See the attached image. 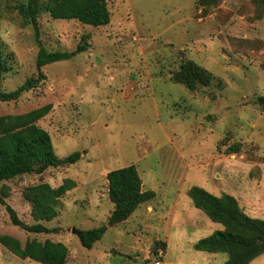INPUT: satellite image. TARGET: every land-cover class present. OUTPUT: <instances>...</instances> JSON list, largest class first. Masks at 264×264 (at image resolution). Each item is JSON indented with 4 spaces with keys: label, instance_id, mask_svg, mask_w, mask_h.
<instances>
[{
    "label": "rangeland",
    "instance_id": "1",
    "mask_svg": "<svg viewBox=\"0 0 264 264\" xmlns=\"http://www.w3.org/2000/svg\"><path fill=\"white\" fill-rule=\"evenodd\" d=\"M46 2L37 1L36 34L24 14L27 0H0V89L13 91L36 76L40 46L72 52L86 42L88 49L42 68L45 81L16 102L0 103V116L51 105L38 126L49 134L56 156L83 157L41 176L0 183L9 192L6 205L31 226L40 222L23 191L73 180L76 188L58 201V217L42 223L60 232L26 233L0 204V235L21 245L33 239L62 243L69 251L66 264L226 261L225 254L193 249L223 228L194 208L188 191L232 196L244 214L264 220V2L214 0L204 7L198 0H106L110 24L99 28L53 20ZM186 61L208 72L210 83H175ZM131 165L155 198L111 226L106 176ZM103 226L102 239L85 249L77 233ZM0 264L40 263L0 246ZM251 264H264V254Z\"/></svg>",
    "mask_w": 264,
    "mask_h": 264
},
{
    "label": "trees",
    "instance_id": "2",
    "mask_svg": "<svg viewBox=\"0 0 264 264\" xmlns=\"http://www.w3.org/2000/svg\"><path fill=\"white\" fill-rule=\"evenodd\" d=\"M37 1L27 0L24 11L36 34ZM260 2L263 3L264 0ZM213 3L214 0H198V4L204 7H209ZM44 11L53 20L77 21L94 28L110 24L106 0H47ZM87 49L86 42L79 44L72 52H48L40 46L36 58V76L27 79L13 91L6 92L0 89V103L18 101L24 93L37 88L45 81L42 68L53 63L69 61ZM4 71L5 66L0 53V82ZM173 81L190 87L194 84L208 85L211 75L194 63L186 61L181 65L180 72L173 77ZM259 103L264 108V98H261ZM51 109V105H45L22 115L0 116V183L25 175L41 176L48 169L72 166L82 159L83 153L80 152L63 159L56 156L49 134L38 126V122L46 117ZM106 178L108 197L114 205L109 222L114 225L127 222L141 205L155 198L153 191H143L142 180L133 165L111 171ZM74 188L76 183L71 179H65L57 188L47 183L27 187L23 191V197L32 205L33 219L40 222L31 226L22 222L16 212L6 205L4 198L8 197L9 192L5 187L0 189V204L6 207L14 227L30 234H57L60 229H49L42 223L52 222L58 217L56 209L58 201ZM188 197L195 209L202 212L212 223L223 228L198 240L193 246L195 251L227 255V260L221 264H251L264 254V220L253 219L244 214L235 198L225 194L215 197L198 187H192L188 191ZM106 231V226L79 231L78 238L85 249L91 250ZM158 245H154V255L157 254ZM0 246L21 260L40 264H66L69 253L68 248L59 242L50 240L39 242L33 239L21 245L19 240L8 235H0ZM160 246L164 247L162 244Z\"/></svg>",
    "mask_w": 264,
    "mask_h": 264
},
{
    "label": "water",
    "instance_id": "3",
    "mask_svg": "<svg viewBox=\"0 0 264 264\" xmlns=\"http://www.w3.org/2000/svg\"><path fill=\"white\" fill-rule=\"evenodd\" d=\"M112 225H114V223H112L111 226H112ZM77 235H78V233H77Z\"/></svg>",
    "mask_w": 264,
    "mask_h": 264
},
{
    "label": "crops",
    "instance_id": "4",
    "mask_svg": "<svg viewBox=\"0 0 264 264\" xmlns=\"http://www.w3.org/2000/svg\"><path fill=\"white\" fill-rule=\"evenodd\" d=\"M143 191H145L144 188H143ZM224 262H225V261H224ZM224 262H223V263H224Z\"/></svg>",
    "mask_w": 264,
    "mask_h": 264
}]
</instances>
